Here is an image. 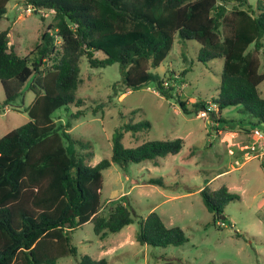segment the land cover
Returning <instances> with one entry per match:
<instances>
[{
    "label": "trees",
    "instance_id": "1",
    "mask_svg": "<svg viewBox=\"0 0 264 264\" xmlns=\"http://www.w3.org/2000/svg\"><path fill=\"white\" fill-rule=\"evenodd\" d=\"M8 1L0 0V19ZM26 4L37 13L52 12L53 19L24 56L10 45L9 28L0 31V82L5 95L1 106L21 97L27 81L34 93L25 109L29 120L0 135V264H56L60 257L76 256L71 233L86 222L92 223L100 239L136 222L138 243L182 245L188 238L179 226L168 227L155 210L137 218L125 195L111 202L107 214L100 213V194L102 171L112 163L156 165L159 158L177 154L184 140H145L126 148L125 132L150 128L148 121L129 122L115 129L110 157L90 165L93 153L88 143L71 136L70 121L57 123L52 115L62 106L79 104L82 57L90 67L119 64L114 95L150 82L156 83L162 96L169 95L171 87L166 88L150 69L165 59L177 36L199 45L198 61H223L219 91L212 99L215 121L230 125L232 120L221 115L222 109L241 105L248 121L264 132V97L258 89L264 81V0L255 4L249 0H26ZM193 106L197 114L208 111L214 116L206 100ZM181 108L189 113L184 103ZM82 115L77 110L70 118ZM260 166L264 172V158ZM200 193L214 220L221 219L227 203L240 198L225 185L214 190L206 185ZM80 264H106V259L83 256Z\"/></svg>",
    "mask_w": 264,
    "mask_h": 264
},
{
    "label": "rangeland",
    "instance_id": "2",
    "mask_svg": "<svg viewBox=\"0 0 264 264\" xmlns=\"http://www.w3.org/2000/svg\"><path fill=\"white\" fill-rule=\"evenodd\" d=\"M249 2L255 4L256 0ZM52 19V12H34L26 0H9L0 19V31L9 28L10 45L24 56L39 42ZM198 51L195 41L175 36L165 59L150 69L160 75L166 88L171 87L167 96L158 92L154 82L114 95L112 85L120 79L119 64L90 67L82 57L81 82L76 91L79 104L62 106L52 115L57 123L70 121L71 136L88 143L93 153L90 165L110 157L115 129L129 122L148 121L150 128L134 134L125 132L122 143L126 148L145 140L182 138V149L159 158L156 165L151 161L126 166L112 163L104 169L100 213L107 214L111 202L125 195L137 218H145L154 207L168 227L179 226L188 240L179 246L140 244L135 239L136 222L100 239L92 223L87 222L71 233L76 256L60 257L56 264H80L83 256L105 258L106 264H264V172L260 166L264 143L253 134L260 128L248 121L241 105L221 111L224 118L232 120L231 126L215 121L212 99L219 91L223 61L203 63L198 61ZM95 55L104 57L101 52ZM27 84L22 88L23 95L5 108L1 106L5 95L0 82V135L29 120L25 109L34 93ZM258 89L264 97V81ZM199 100L208 101L214 116L208 111L204 115L195 112L193 105ZM102 102L106 105L97 107ZM181 103L189 113L182 110ZM77 110L84 115L70 118ZM151 179L161 182L153 184ZM206 185L212 190L225 185L239 195L238 200L226 204L224 219L214 220L205 208L200 189Z\"/></svg>",
    "mask_w": 264,
    "mask_h": 264
},
{
    "label": "built area",
    "instance_id": "3",
    "mask_svg": "<svg viewBox=\"0 0 264 264\" xmlns=\"http://www.w3.org/2000/svg\"><path fill=\"white\" fill-rule=\"evenodd\" d=\"M28 10H32L31 8H28ZM212 107H214L215 109V104L212 105ZM212 110V109H211ZM205 111L201 112V115H204ZM253 134L255 137H257L258 139L262 140L264 143V133L262 131H260L259 129H254L253 130ZM254 149V145L251 147V150Z\"/></svg>",
    "mask_w": 264,
    "mask_h": 264
},
{
    "label": "crops",
    "instance_id": "4",
    "mask_svg": "<svg viewBox=\"0 0 264 264\" xmlns=\"http://www.w3.org/2000/svg\"><path fill=\"white\" fill-rule=\"evenodd\" d=\"M5 108H8V106H5ZM153 208H154V207H153ZM153 208L151 209V211L153 210ZM86 223H87V222H86ZM86 223H84V224H86ZM84 224H83V225H84ZM83 225H82V226H83ZM82 226H81V227H82ZM100 252H101V251H100ZM103 253H107V251H104ZM102 257H103V256H102Z\"/></svg>",
    "mask_w": 264,
    "mask_h": 264
},
{
    "label": "water",
    "instance_id": "5",
    "mask_svg": "<svg viewBox=\"0 0 264 264\" xmlns=\"http://www.w3.org/2000/svg\"><path fill=\"white\" fill-rule=\"evenodd\" d=\"M34 12H36V10H34ZM220 218H224V215H222Z\"/></svg>",
    "mask_w": 264,
    "mask_h": 264
}]
</instances>
